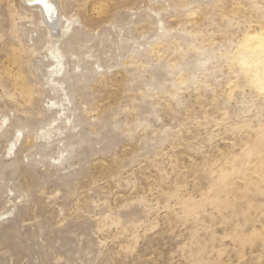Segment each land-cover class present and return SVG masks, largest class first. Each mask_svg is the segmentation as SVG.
Segmentation results:
<instances>
[{
  "label": "rangeland",
  "instance_id": "obj_1",
  "mask_svg": "<svg viewBox=\"0 0 264 264\" xmlns=\"http://www.w3.org/2000/svg\"><path fill=\"white\" fill-rule=\"evenodd\" d=\"M53 1L55 84L37 7L0 0V264H264V96L239 64L264 0Z\"/></svg>",
  "mask_w": 264,
  "mask_h": 264
},
{
  "label": "bare ground",
  "instance_id": "obj_2",
  "mask_svg": "<svg viewBox=\"0 0 264 264\" xmlns=\"http://www.w3.org/2000/svg\"><path fill=\"white\" fill-rule=\"evenodd\" d=\"M24 1L30 2L32 6L37 7L42 17V21L46 25L47 28L46 35L49 36V41H50L48 52L50 54V59L52 62L50 64V70H49L50 72L48 79L52 82V84L59 83L58 76L64 66V63L62 61L63 54L60 51V48L57 46V43L71 29L74 21L68 18L63 19V16L61 18L58 12V8L53 0H24ZM239 43H240L239 45L241 46L242 44L244 48L248 46L249 48L250 46L253 48L249 50L247 48L246 49L247 51L242 52L243 54L239 59V64L244 68V72L246 73L245 76L252 79V81L256 85V89L259 90L264 96V29L245 33L244 39ZM13 48L14 47H12V50ZM6 50H7L6 52H9L8 49ZM10 52L12 53V51ZM15 58H17V55H15L13 61L11 60L12 63L9 64V66L14 67V69L19 68L17 61L15 62V60H17ZM9 66H7L6 69H9ZM18 75L17 77H13L12 75L13 77L12 83L20 87V85L16 81Z\"/></svg>",
  "mask_w": 264,
  "mask_h": 264
}]
</instances>
